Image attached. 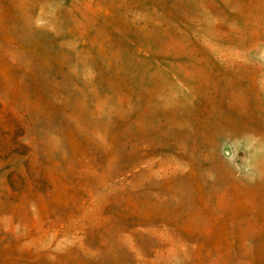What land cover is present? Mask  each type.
<instances>
[{"label": "rangeland", "instance_id": "374dc122", "mask_svg": "<svg viewBox=\"0 0 264 264\" xmlns=\"http://www.w3.org/2000/svg\"><path fill=\"white\" fill-rule=\"evenodd\" d=\"M0 264H264V0H0Z\"/></svg>", "mask_w": 264, "mask_h": 264}]
</instances>
